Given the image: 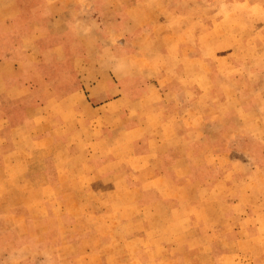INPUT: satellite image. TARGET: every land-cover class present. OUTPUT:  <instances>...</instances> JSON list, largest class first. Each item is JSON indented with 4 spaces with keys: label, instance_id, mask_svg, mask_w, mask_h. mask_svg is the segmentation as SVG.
Masks as SVG:
<instances>
[{
    "label": "rangeland",
    "instance_id": "obj_1",
    "mask_svg": "<svg viewBox=\"0 0 264 264\" xmlns=\"http://www.w3.org/2000/svg\"><path fill=\"white\" fill-rule=\"evenodd\" d=\"M72 1L49 4L67 7L49 40L19 37L37 34L32 17L0 23V101H23L0 102L23 137L0 129V151L23 148L11 171L0 163V264H264V0H84L85 11ZM15 7L0 0V19ZM35 49L49 83L39 90L23 77ZM163 67L175 87L158 89L153 111L145 96ZM148 125L169 138L137 154ZM181 158L195 173L152 184L159 215L148 214L141 172ZM51 180L60 182L44 190ZM67 188L81 214L67 215ZM36 190L55 196L51 210ZM180 216L193 222L171 224Z\"/></svg>",
    "mask_w": 264,
    "mask_h": 264
},
{
    "label": "crops",
    "instance_id": "obj_2",
    "mask_svg": "<svg viewBox=\"0 0 264 264\" xmlns=\"http://www.w3.org/2000/svg\"><path fill=\"white\" fill-rule=\"evenodd\" d=\"M24 0H13V2H15V4H17L20 8V10H18V7H15V11L11 12L9 17H7V19L5 20H1L0 19V23H6V24H12L13 20H18V19H25L23 18L24 16L26 17H32V24H34L36 27L38 28V32L37 34H35L33 36L29 35V34H24L25 32H19L20 35L19 37H21L22 39H27L28 41H34V42H38L41 40H49V37L55 33L52 32L54 24H56V21L59 20L60 18L65 19L66 17L64 16V10H66L67 7L62 6L63 9H58L56 12H53L52 8L49 7V4L52 3L53 0H45V2H43L45 5L42 6H38L37 3H34L31 8L27 7L24 9L23 6H21V3H23ZM61 2H63V0H59ZM65 2V1H64ZM72 5L74 8L73 10H78L81 9L83 11H85V6L86 3L84 0H73L72 1ZM20 4V5H19ZM67 4V3H64ZM59 7H61V5H59ZM56 10V9H55ZM59 16V17H58ZM56 19V20H55ZM48 23H50L49 25H47ZM47 30H50V32L47 34ZM67 30V34L64 33L62 30L57 32V36L60 37V41L63 40L62 38H64L67 35V38L71 35L69 33L68 27L65 29ZM33 34V33H31ZM56 35V34H55ZM57 38V37H55ZM4 39V38H3ZM62 44H55L54 46V52H56L57 48L61 47ZM65 46V44H64ZM4 50H9V48L3 49L0 52V59L2 58V54L5 53ZM42 54V50H38L35 49V51L33 53H31V57L35 60V62L33 63H29L27 64V66H25V72L26 74L23 76L25 78H28V83L29 85H31V87H34L32 90H39L40 88H46V85L49 86V83L47 81H45V76H43L42 71L39 69V67L37 66V62L39 60L40 55ZM151 67H156L155 64H153L151 62ZM67 69H72V66L67 65ZM160 71V76L157 78L158 82L156 83V88H154L153 90H150L148 92V94L145 96V104H148L151 106V109L154 111V108H152L155 103L162 102L163 101V97L159 94L160 91L158 90L160 87H170L171 85L172 87H175V84L172 83L171 80V75H170V71L167 69V67H163V69H159ZM115 74L117 75V72L114 71ZM170 72V73H169ZM3 77V71H1L0 68V78ZM6 81L8 80H0V83H7ZM170 82V83H169ZM9 84V83H8ZM157 84H159V86H157ZM36 85H39V87H35ZM100 84H96L95 87H100ZM98 97V96H97ZM15 99V101H19V102H23L21 101V99L18 97H12L9 96L8 99L6 98L3 101L0 102H8L9 100ZM18 98V99H17ZM35 98V97H34ZM39 98V97H37ZM104 99V100H102ZM36 100V99H35ZM92 102H95L96 104L100 103H107L108 99H105L103 97H101V99H99L98 101L92 100ZM4 104H2L3 106ZM2 106L0 107V109H3ZM4 110V111H3ZM0 110V129L4 128L5 125H10L12 127V134H18L17 135H13L11 137V140H13V143H17L19 142V140L17 139V137L20 138V141L23 140L22 138V134L19 133V128H21V123H9V119H13L14 115H15V110ZM152 116V114H151ZM6 122V123H5ZM147 128L146 132L143 133L141 136H139V138L136 140V144L137 145H141V146H146L145 149H143V151H138L137 154H140L141 152L143 154L147 153V152H151L152 154H157L158 151L164 150L162 147H160V143L159 140L162 141H166L167 138H169V133L166 130V128H162V129H158L156 127L150 126ZM25 134V133H23ZM34 135L31 134L30 135H25L24 138L25 139H29V140H33ZM171 136H176V134H171ZM43 138V137H42ZM10 140V139H9ZM98 141V139H96V142ZM157 141V143L155 144V142ZM158 144V145H157ZM3 148V149H2ZM1 151H0V163H2V159H9V161L7 162V170L9 169V171H11L13 168H15L19 163H16L13 159H11L13 156L18 155V152L22 151L23 148H21L20 146H12V144H7V143H2L1 142ZM207 156L210 154H206ZM22 159V158H20ZM19 159V160H20ZM228 162V161H227ZM226 163V162H225ZM227 168L231 169V168H235L237 167V165L233 164V163H226ZM104 166L102 165L99 168H103ZM194 167V163L191 160H186L184 158L179 159V161H177V165L174 167V169H171L170 171L166 170L165 172H160L156 175H151V170H147L144 172H141L140 176L145 180L146 182L144 183V188L146 190V193L144 195V199L145 202L143 203L142 208H146L148 210V214H157L159 215L158 212H156V205L154 204L155 202L151 199V191L152 189V184H157L159 182L161 183H169L168 181H171L173 179H177V178H185L191 174L195 173V170L193 169ZM167 167L166 166H162L161 169L165 170ZM195 168V167H194ZM68 173V172H67ZM72 172H70V174H67V182L70 180L71 183H76L78 184L79 181L77 180V176H75L74 174H71ZM17 174H14L12 176H16ZM139 176V177H140ZM149 179V180H147ZM59 183L60 181H53L51 180V182L47 181L44 184L46 186L43 187L44 190H46L47 188H49L51 183ZM150 186V187H148ZM35 190V189H33ZM42 190V188H41ZM40 191H37L36 194V199L35 200H45V209L46 210H51L52 208V204L53 201H55V196H53L52 194H47L46 196L42 195ZM136 186L133 187H129L127 190V193L132 192V194L135 195L136 191ZM35 192V191H34ZM0 196H1V191H0ZM63 197L66 198V202H65V211L67 210V215H73V214H81V199L79 198L77 191L75 190H70V188H67V191L63 194ZM37 204L33 201L32 206H36ZM40 207H37V209ZM62 208H58L56 209L54 212H50V214L55 215L58 213L57 210H61ZM175 210V209H174ZM196 218L197 215L195 216ZM192 217L190 218V216H180L177 219L173 220L171 222V224H179V223H187V222H193V220H191ZM199 222H197L198 224ZM193 226V225H192Z\"/></svg>",
    "mask_w": 264,
    "mask_h": 264
}]
</instances>
